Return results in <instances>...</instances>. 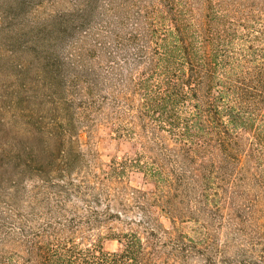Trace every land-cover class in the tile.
<instances>
[{
  "label": "trees",
  "instance_id": "trees-1",
  "mask_svg": "<svg viewBox=\"0 0 264 264\" xmlns=\"http://www.w3.org/2000/svg\"><path fill=\"white\" fill-rule=\"evenodd\" d=\"M43 1L0 0V73L19 103L35 79L52 105L17 108L24 136L0 121V264H264L247 229L264 211V0H72L31 18ZM98 116L142 148L104 173L74 140ZM236 234L249 244L228 255Z\"/></svg>",
  "mask_w": 264,
  "mask_h": 264
},
{
  "label": "rangeland",
  "instance_id": "rangeland-1",
  "mask_svg": "<svg viewBox=\"0 0 264 264\" xmlns=\"http://www.w3.org/2000/svg\"><path fill=\"white\" fill-rule=\"evenodd\" d=\"M72 0H44L42 4L35 6L30 12L33 19L44 18L56 11L67 10L72 8ZM34 79L32 84L26 86L22 94L23 101L19 103L18 96L14 93L20 92L13 84L12 77H6L0 73V121L4 127H12V132L19 135H25L22 118L16 114L19 106H33L34 108L43 109L52 106L49 98L46 97L40 81ZM17 97V98H16ZM79 130V136L74 138L78 147L81 148L90 160L92 171L104 173L111 170V167L117 162L127 161L135 157L142 148L140 142L132 136H127L115 128V124L105 121L98 116L96 120L88 123ZM129 185L151 188L152 184L145 180L142 173L133 167L128 166L123 173ZM192 224H185L184 228L191 231ZM247 229L253 233L254 240L257 242L256 252L264 255V211H258L247 222ZM230 232V233H229ZM227 232L225 229L219 233V242H225V236H233V232ZM237 240L230 239L227 243L226 254L231 255L237 246V241L244 245L249 244V237L236 234ZM101 246L105 250H116L119 248V242L115 238L102 240Z\"/></svg>",
  "mask_w": 264,
  "mask_h": 264
}]
</instances>
